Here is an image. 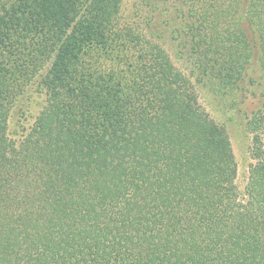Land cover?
Segmentation results:
<instances>
[{"label": "trees", "instance_id": "1", "mask_svg": "<svg viewBox=\"0 0 264 264\" xmlns=\"http://www.w3.org/2000/svg\"><path fill=\"white\" fill-rule=\"evenodd\" d=\"M123 1L0 0V264H264V100L240 192L197 88L257 96L264 0H190L195 78ZM32 88L43 107L14 140Z\"/></svg>", "mask_w": 264, "mask_h": 264}, {"label": "rangeland", "instance_id": "2", "mask_svg": "<svg viewBox=\"0 0 264 264\" xmlns=\"http://www.w3.org/2000/svg\"><path fill=\"white\" fill-rule=\"evenodd\" d=\"M189 2L190 0H124L121 17L133 23V26L147 28L159 36L174 65L195 78L197 72L191 65L194 59L185 50L187 42L184 38L189 22ZM249 74L257 78V83H262L257 73L250 70ZM255 85L257 96L253 97L240 90L233 96L223 95L220 98L214 95L206 97L204 89L197 86L200 102L212 118L225 127L229 135L237 163L236 183L240 192H243L251 163V136L244 127L246 118L264 100V84ZM27 97L23 110L14 109L9 119L8 134L14 140H19L29 131L44 104V96L36 88L30 89Z\"/></svg>", "mask_w": 264, "mask_h": 264}]
</instances>
